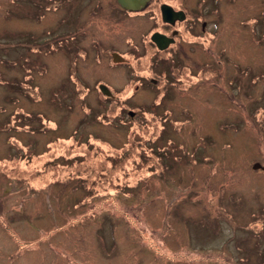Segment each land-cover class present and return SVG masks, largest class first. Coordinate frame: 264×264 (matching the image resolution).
<instances>
[{"label": "rangeland", "instance_id": "obj_1", "mask_svg": "<svg viewBox=\"0 0 264 264\" xmlns=\"http://www.w3.org/2000/svg\"><path fill=\"white\" fill-rule=\"evenodd\" d=\"M88 1L102 9L80 16L88 55L78 60L79 76L118 90L132 74L113 98L57 89L67 59L37 50L45 36L69 30L58 28L65 10L46 11L39 22L40 0H0V250L35 255L29 264H264V171L253 169L264 166L263 32L230 46L240 61L230 50L221 54L219 39L205 49L211 63L222 62L215 86L196 74L202 46H186L181 86L156 107L153 90L133 93L139 80L156 76V50L141 40L153 21L143 17L122 33L110 15L119 13L116 0ZM263 1L249 0V12L261 17ZM113 50L131 62L122 77L113 62L112 71L98 70ZM226 57L254 68L247 107L242 99L234 106L238 90L224 71H237ZM211 71L204 76L213 78ZM203 85L217 95L202 97Z\"/></svg>", "mask_w": 264, "mask_h": 264}, {"label": "flooded vegetation", "instance_id": "obj_2", "mask_svg": "<svg viewBox=\"0 0 264 264\" xmlns=\"http://www.w3.org/2000/svg\"><path fill=\"white\" fill-rule=\"evenodd\" d=\"M11 1L13 0H10V3ZM42 2H46L47 6L43 5L44 3L42 4ZM53 2V0H40L39 6L43 8V13L38 14L35 19L41 22L46 17V11H56L57 13L64 10L66 11V14L63 20L60 21V25L58 26V28H63L65 26L70 27L68 28L69 30L60 29L59 31L58 29V31H55L54 34L51 33L45 36L40 40H44V42H41V44L39 45L40 49L37 50L39 52L45 53L46 55H64V57L67 59L68 67L66 79L65 81L61 79L63 81L62 83H60L61 86L57 89L65 92V94L71 93L75 95L86 96L90 95V93H93V91H95L99 95L102 94V91L100 89L102 85L107 86L112 91V93L113 91H118L119 94H122L123 91H127V88L130 86V84L128 83H130L129 81H131L130 79L132 74H130V76L128 77L129 81L127 80L126 84L123 87L121 85L120 89L118 90H115V87L106 79H97L96 81L92 82V84H90L89 79H83V77L79 76L80 67L78 65V60L80 57H83L81 56L82 54L84 55V58H86V55H88L86 50L82 46L83 42L80 41V38H82V40L84 39L85 32V25L79 24L80 16H82L85 11H89L92 14H97L102 9L101 7H98V5L101 6V3H97L95 7H93L92 5H90V7H87L86 5H88L90 2L88 0H68V3H73V6L66 4V0H63L62 2L60 1L61 3L54 5ZM75 3L80 4L78 9L74 7ZM263 4L264 1L262 2L261 6ZM165 5L171 7L174 13H177L174 14L173 17L169 18L167 22L164 21L162 14V8ZM252 5L253 3H250L249 0H124V2L122 3H120L119 0H116V5L113 6V10L117 8L119 10V13L116 14L112 12V14L110 15H115V18L112 19L118 24V27H122V33L126 26H133L134 24H136V22H141L143 20V17H150V20H152L154 24V26H151V28L146 31L141 40L147 39L148 41L146 40V42L148 43V46L153 47L156 50L154 55L151 57V69L156 76L150 78L149 82H147L146 79L139 80L141 84L138 86L136 84L134 86L136 88L133 87V93L135 94L136 91L140 89L153 90L156 94V99H154V104L156 107L161 105L168 97L174 96L176 94L174 91L181 86V80L183 79L185 74L182 70L185 66L183 65L185 63V59H187V52L185 51V47L190 46L193 49L194 47L198 46L197 44L202 46L201 48L203 50L201 52L200 58L202 59V61L197 62V64H201V67L199 68V72L196 73L198 76H200V84L212 81L214 79L213 86H215L217 80L221 78V73L218 70V64H221L222 62L216 61V65H214V63H211L212 60L216 58L214 56L212 58L208 57L205 54V52H207L208 50L205 49L211 47L212 43H214L216 39H219L222 43L226 44L225 50L224 48L220 50L221 54L224 55L226 50H230V53L233 55L234 59L240 61L239 56L235 54L234 51L232 53V50L229 49L230 46H232L239 37H241L242 41L248 45L254 42L255 34H260L263 32L264 35V11L262 12L263 15H261V17H258L259 15H253V13L251 14V12H249V6L251 7ZM6 12L8 19L12 18L10 11L6 10ZM17 16L19 18H28L32 21L35 20L27 17L31 16V13L27 12H20ZM71 18H73L74 20L73 25H69ZM110 20L111 19L108 18V22ZM245 31L247 32V34L242 35ZM155 33L162 34L169 39H172L174 42L170 44V46L165 50H160L151 38ZM119 35L120 34H118V36ZM262 39L263 37L258 41V43H261ZM27 42V38L21 41L24 46ZM129 42L131 45L136 46L133 40H129ZM12 45L15 46L14 43H12ZM25 49L27 50L26 46ZM113 51L114 52H112L111 54L119 53V55H121V57H123L125 60L122 61L121 58L119 62H114L113 57L111 56V60L109 58L107 61H105L102 69L98 70L102 72L112 71L113 62L115 67H118V69L120 70L121 77L122 69L132 71V69L130 68L132 67L131 62L129 61L127 56L124 55L122 51ZM132 52H130V55L133 54ZM220 56L221 55H219V57ZM226 59L227 62L231 64L237 71L235 75L230 70L224 71V80H226V83L238 90L236 101H234V106L238 109L239 101L240 99H242V104L247 107L250 105V100L248 99H250L251 88L253 86V83L256 82L254 81L253 76H251V74L253 75L254 68L251 64L242 66L238 62L233 61V58L226 57ZM97 60L98 64H100V59L97 58ZM9 61L12 62L11 60ZM45 69H47L46 66ZM206 69L214 70L209 72L210 75L214 74L213 78L204 76V74L206 73ZM239 70H241V72H244L245 75L249 78L247 79L246 77L244 80L241 79L238 72ZM61 71H63V68ZM28 83L30 85V82ZM203 86L204 87H202L200 90L202 92V97H204L207 94L206 92L209 90L210 93L208 97L217 95L216 89L219 90L217 87H214V89H207L205 85ZM185 90L189 91V89ZM184 93L187 92L185 91ZM244 96L248 101L247 105L244 102ZM202 97H200V99ZM260 108H264V104ZM135 116L136 115H134V117ZM233 116H227V118L230 120H234L232 119ZM166 122L167 120H162V125ZM164 131L165 130L162 129L161 134L156 137L154 144L160 142L159 138H161ZM157 144H155L154 150L158 149L159 146ZM164 155L169 154L166 152L164 153ZM24 252L25 251L19 253L17 252V254L11 253V255H7L4 250H0V254H2L0 255V264H29L31 258L35 255H26Z\"/></svg>", "mask_w": 264, "mask_h": 264}, {"label": "water", "instance_id": "obj_3", "mask_svg": "<svg viewBox=\"0 0 264 264\" xmlns=\"http://www.w3.org/2000/svg\"><path fill=\"white\" fill-rule=\"evenodd\" d=\"M120 3L124 2V0H119ZM162 14H163V19L164 21H168L169 18L173 17L174 14H177V13H174V11L172 10L171 7L165 5L163 6L162 8ZM152 41L158 46V48L160 50H165L166 48H168L170 46V44H172L174 41L172 39H169L168 37L162 35V34H159V33H155L152 35ZM112 57H113V61L114 62H119L122 58V61H124L125 59L123 57H121V55H119V53H113L112 54ZM101 91H102V94L106 97H114V94L112 93V91L105 85H102L100 87ZM129 115L131 117H134L135 115V112L134 111H129ZM253 169L255 170H258V169H261L264 171V166L257 162L253 165Z\"/></svg>", "mask_w": 264, "mask_h": 264}, {"label": "trees", "instance_id": "obj_4", "mask_svg": "<svg viewBox=\"0 0 264 264\" xmlns=\"http://www.w3.org/2000/svg\"><path fill=\"white\" fill-rule=\"evenodd\" d=\"M30 45H31V44H30ZM90 113H91V112H90ZM90 113H89V114H90Z\"/></svg>", "mask_w": 264, "mask_h": 264}]
</instances>
